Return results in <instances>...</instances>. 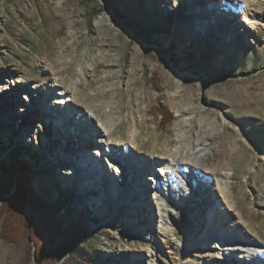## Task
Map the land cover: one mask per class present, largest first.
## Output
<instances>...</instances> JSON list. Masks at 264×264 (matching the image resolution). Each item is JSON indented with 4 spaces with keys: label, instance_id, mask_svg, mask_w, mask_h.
I'll return each instance as SVG.
<instances>
[{
    "label": "rangeland",
    "instance_id": "rangeland-1",
    "mask_svg": "<svg viewBox=\"0 0 264 264\" xmlns=\"http://www.w3.org/2000/svg\"><path fill=\"white\" fill-rule=\"evenodd\" d=\"M197 1L0 0V89L9 88L0 90V167L13 160L23 167L0 173V264H151V255L156 264H180L201 256V235L224 202L230 221L242 223L238 235L264 244V0L257 20L245 21L243 7L225 8L202 24ZM59 88L63 99L73 92L76 102L107 115L114 139L134 134L137 151L149 158L167 149L180 161L195 139L205 142L207 169L192 175L179 165L166 182L156 177L158 188L149 179L152 190L140 198L146 206L136 210L123 200L126 184L141 189L131 176L134 158L122 195L114 186L110 204L102 182L78 191L86 189L69 175L81 164L77 141L91 120L70 104L76 116L65 137L51 115L57 104L43 106ZM21 107L29 115L24 125L25 117L11 114ZM85 146L93 156L96 146ZM155 161L147 166L157 168ZM28 192L50 203L57 228L45 226L50 215ZM155 203L166 206L159 212L171 225L166 233L162 215H150ZM254 261L264 264V255ZM203 264L244 263L214 255Z\"/></svg>",
    "mask_w": 264,
    "mask_h": 264
},
{
    "label": "bare ground",
    "instance_id": "bare-ground-1",
    "mask_svg": "<svg viewBox=\"0 0 264 264\" xmlns=\"http://www.w3.org/2000/svg\"><path fill=\"white\" fill-rule=\"evenodd\" d=\"M197 3H200L199 5L195 4L193 11L195 8H197V14L199 15V19L197 22L203 23L207 18H213L214 20L222 17V14H227V11L225 8H228L229 10L237 9L239 7H243L244 13H245V21L249 23V20H257L256 19V9H260L263 7V1L262 0H200V2L197 1ZM202 5V6H201ZM216 11L215 13H209L208 10L210 9ZM203 9V10H201ZM211 10V11H212ZM249 15H251L252 18H249ZM224 18V17H223ZM99 23V21H97ZM245 27L248 29L250 28L248 25H245ZM234 35V34H233ZM36 87H38L36 85ZM44 89L48 92V86L43 85ZM2 88L4 90H8L9 88L7 86L1 87V93H3ZM39 88V87H38ZM59 90H57L56 95L58 98H55L51 103H45L43 106H49L51 104L56 105V108L51 113L52 116H55V119H58V126L59 128H63V131L65 129V137H70V134L68 129L72 127L74 117L76 114L72 115V110L70 111V104H74L77 107V111L81 113V115L85 116V120L90 121L91 127L87 131V135L81 136V139L79 142L77 141V145H80V153L78 158H81V164L77 167L75 166L73 168V172L70 177H75L77 182V187L82 188V191L79 189L80 192H88L96 190L99 186V183L105 184V191L106 195L109 197V204L112 202V195L115 192V187L120 189V196L122 195L123 187H120L121 184H125L128 181L126 180V176L128 173V165H129V158H134V162L132 163L134 168V175L131 174L132 179L134 178L137 180L138 187L141 189L137 192L133 189H128V184L126 193L124 194L123 200H128L129 202H124L125 207L127 204H134L136 206H133V210H136L137 207L144 208L146 206L142 199L143 196H149L148 191L152 190V188L148 187L147 181L150 179L151 182H154L155 188H158V183L156 182V177L159 176V179L161 178V181L166 182L167 179L173 175L174 168L181 165L182 169H185L189 171L192 175L196 170H198L199 167L204 168L205 170L207 167L202 164V158L204 155H206L207 151V145L205 142H199L196 139L192 142L190 148H188V151L185 152L186 154L181 156V160L177 161L175 160L178 155L176 152L174 155H170L169 151L167 149H164V153L161 156H158L154 154L150 158L147 155H143L137 151V146L135 143V136L134 134H131L128 141H119L117 139H114L113 137V124L109 121V118L107 115L101 116L96 108H89L86 106H83L82 104L76 102L75 93L70 92V95L63 99L62 95H60ZM58 93V94H57ZM43 95V93H42ZM48 96V95H47ZM37 98L38 95H37ZM40 99V98H39ZM64 107L63 113L60 111V106ZM59 109V110H58ZM43 111H47V109L43 108L41 109ZM58 110V111H57ZM76 111V110H75ZM36 110H32V113H35ZM37 113V118L42 119L44 116ZM11 114L14 117L23 116L26 119L20 120L21 125H24L25 120L29 119L28 113L22 107L19 110V113L11 109ZM45 115V114H44ZM75 115V116H74ZM12 116V117H13ZM88 118V119H87ZM12 120V119H11ZM5 120H1V123H4ZM19 121V120H18ZM55 122V121H54ZM12 123L9 122L7 125L8 127H11ZM14 124V122H13ZM82 125V124H81ZM80 125V126H81ZM15 124L13 125L12 129L14 130ZM80 128V127H79ZM80 130V129H79ZM20 131V129H19ZM75 130H73L74 134ZM94 133V140L92 141L90 139V135ZM72 136V134H71ZM93 144L96 146V149L93 152L92 155L87 154V149L85 148V145ZM85 146V147H84ZM122 147L126 148L127 156L128 158L125 159L124 154H122L123 150ZM99 149V150H98ZM82 151V152H81ZM85 154V155H84ZM142 155V157H141ZM141 157V158H139ZM70 158V157H69ZM156 159L155 162H157V168L155 167H148V162L150 160ZM100 159V160H99ZM152 162V165L155 163ZM73 162L71 159H69L68 168H72ZM131 166V167H132ZM121 170L122 173H119V170ZM141 172V175L138 174V172ZM130 173V171H129ZM144 173H148L143 176ZM65 178V176H64ZM116 179V181H115ZM146 182H142L144 180ZM87 180V183H86ZM184 181V179H182ZM79 182H82L81 184ZM118 183V184H117ZM114 187V189H113ZM138 187H136L138 189ZM102 188V187H100ZM134 188V187H132ZM216 192L218 193L217 196L222 197V191L220 187L217 185ZM102 193V191H101ZM102 195V194H101ZM156 199H160V196L156 194ZM154 197V198H155ZM221 199V198H220ZM146 200V198L144 199ZM152 201V200H151ZM127 203V204H126ZM95 205H100V201L97 199L94 203ZM138 205V206H137ZM153 210H151L150 215L154 214L157 216L160 211L165 210L166 206L164 204H158L155 203L152 204ZM226 202H224L222 205L218 204L216 208H218L221 212L215 213L213 218V223L209 224V228L207 231L204 232L203 235H201V245H199L200 251H197V253L201 254V256L196 255L195 257L192 256H186L180 264H194L199 263L203 264L205 259L213 258V256H216V259L224 261L225 258H238L243 261L244 264H258L257 261H254L255 258H259L262 255H264V244L260 243L258 241H250L246 237L242 235H238L239 232H242V223L240 220H233L230 221L228 218V208ZM127 209V208H125ZM156 209V210H155ZM154 210L157 212L154 213ZM153 211V212H152ZM164 212V213H165ZM170 214V213H169ZM218 214V215H217ZM162 215V214H159ZM158 215V216H159ZM215 216H217V219H215ZM161 224L164 225L161 227L162 232H168L169 228L171 227L167 217L163 214L162 216ZM129 220H132L136 222V217L129 213ZM211 218V217H209ZM211 220V219H210ZM166 226V229L164 228ZM176 226V224H174ZM146 229V227H144ZM238 235V236H237ZM194 239L191 240L190 246H194V243L196 242V236H193ZM209 239V240H208ZM224 242V243H223ZM223 243V244H221ZM218 244L219 247H217ZM215 248V251H214ZM217 249V250H216ZM144 252V251H143ZM149 252L152 251H145L147 255H149ZM216 253V254H215ZM149 262L151 264H156V261L154 257L151 255Z\"/></svg>",
    "mask_w": 264,
    "mask_h": 264
},
{
    "label": "trees",
    "instance_id": "trees-1",
    "mask_svg": "<svg viewBox=\"0 0 264 264\" xmlns=\"http://www.w3.org/2000/svg\"><path fill=\"white\" fill-rule=\"evenodd\" d=\"M160 116H161L162 119H164L165 116H166V113L161 112ZM1 166H4V167H0V173L1 172L3 174L5 173L6 176H12V174H14L15 171H20L23 168L22 167V164H20L17 160H13L12 163L10 165H8V166H6L4 163H3V165L1 164ZM20 189H22V185L17 184L16 185V190L17 191H20ZM27 196H29L28 198L31 201L30 203L33 206H35L36 208H41L42 211L45 212V214H49L50 215V217H49L47 223L45 224V226H48V227L51 226V227H56L57 228L58 225L56 224V222L54 221V219H52V217L54 218V215L52 213L53 210H52V207L50 206V203L49 202H44L41 198L34 197L29 192L27 193ZM65 200H66V197L63 194H61L60 195V203H64ZM58 229L60 230V228H58ZM37 260L39 261V258Z\"/></svg>",
    "mask_w": 264,
    "mask_h": 264
}]
</instances>
